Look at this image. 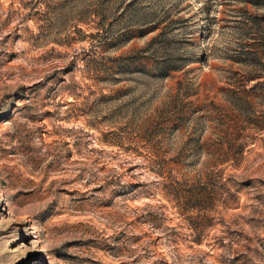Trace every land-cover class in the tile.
Masks as SVG:
<instances>
[{
	"label": "rangeland",
	"instance_id": "1",
	"mask_svg": "<svg viewBox=\"0 0 264 264\" xmlns=\"http://www.w3.org/2000/svg\"><path fill=\"white\" fill-rule=\"evenodd\" d=\"M0 264H264V0H0Z\"/></svg>",
	"mask_w": 264,
	"mask_h": 264
}]
</instances>
